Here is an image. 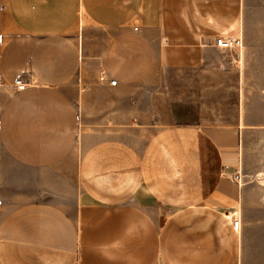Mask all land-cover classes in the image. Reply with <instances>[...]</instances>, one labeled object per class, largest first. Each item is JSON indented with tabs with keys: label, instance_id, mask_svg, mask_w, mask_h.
Segmentation results:
<instances>
[{
	"label": "crops",
	"instance_id": "obj_1",
	"mask_svg": "<svg viewBox=\"0 0 264 264\" xmlns=\"http://www.w3.org/2000/svg\"><path fill=\"white\" fill-rule=\"evenodd\" d=\"M218 35L240 36L239 54ZM0 39V146L52 192L0 211V264H264L242 125L136 137L150 92L139 85L160 68L230 54L242 79L264 81V0H0Z\"/></svg>",
	"mask_w": 264,
	"mask_h": 264
},
{
	"label": "rangeland",
	"instance_id": "obj_2",
	"mask_svg": "<svg viewBox=\"0 0 264 264\" xmlns=\"http://www.w3.org/2000/svg\"><path fill=\"white\" fill-rule=\"evenodd\" d=\"M219 60L224 63L198 69L160 68L155 80L139 85L141 90L146 87L150 92L148 119L136 126V137L141 138L137 146L144 145L156 131L176 124L242 125L238 168L249 187L248 194L264 203V111H256L257 105L264 103V96L257 94L264 81L242 79L230 54ZM1 76L0 70V103L7 88ZM0 166L5 169L4 184L0 185V211L8 212L22 200L52 198L46 172L17 165L1 146Z\"/></svg>",
	"mask_w": 264,
	"mask_h": 264
},
{
	"label": "built area",
	"instance_id": "obj_3",
	"mask_svg": "<svg viewBox=\"0 0 264 264\" xmlns=\"http://www.w3.org/2000/svg\"><path fill=\"white\" fill-rule=\"evenodd\" d=\"M215 44L221 48L235 49L240 51L242 47V38L240 36L218 35L215 38ZM99 81L101 83H109L110 85H115L117 83V79L114 77H109L107 72H102L100 74ZM14 84L17 90H22L27 86L28 80L22 76H19L15 79ZM233 221L234 227L237 229L239 226V221L237 219H234Z\"/></svg>",
	"mask_w": 264,
	"mask_h": 264
}]
</instances>
